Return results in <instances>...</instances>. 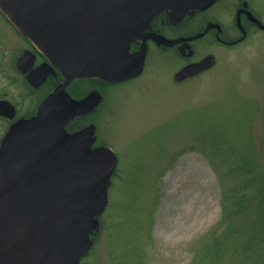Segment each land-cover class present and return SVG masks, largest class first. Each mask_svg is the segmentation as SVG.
<instances>
[{
    "label": "rangeland",
    "instance_id": "rangeland-1",
    "mask_svg": "<svg viewBox=\"0 0 264 264\" xmlns=\"http://www.w3.org/2000/svg\"><path fill=\"white\" fill-rule=\"evenodd\" d=\"M24 38L0 10V96L23 110L41 96L16 66ZM221 49L202 80L172 84L176 59L154 57L158 84L109 88L96 121L119 162L81 264H264V31Z\"/></svg>",
    "mask_w": 264,
    "mask_h": 264
},
{
    "label": "water",
    "instance_id": "water-1",
    "mask_svg": "<svg viewBox=\"0 0 264 264\" xmlns=\"http://www.w3.org/2000/svg\"><path fill=\"white\" fill-rule=\"evenodd\" d=\"M215 1L0 0L2 11L66 78L35 115L17 119L1 141L0 264H80L100 228L118 157L111 147L94 145V123L67 129L98 100L75 99L66 83L86 76L118 81L140 73L143 65L129 46L157 14L167 11L178 22L189 10ZM33 56L25 50L16 65L37 87L52 65L29 71ZM0 113L14 118L16 107L0 99Z\"/></svg>",
    "mask_w": 264,
    "mask_h": 264
},
{
    "label": "flooded vegetation",
    "instance_id": "flooded-vegetation-1",
    "mask_svg": "<svg viewBox=\"0 0 264 264\" xmlns=\"http://www.w3.org/2000/svg\"><path fill=\"white\" fill-rule=\"evenodd\" d=\"M219 7H222V12L216 10ZM257 20L264 23V15L256 9L252 0H216L205 9L189 10L178 22L170 21L167 11L160 12L150 21L143 33L132 40L129 46V53L136 59L137 62H135L143 65L140 73L118 81L101 76H86L73 78L66 83L65 90L75 99L91 97L92 100L94 98L98 100L94 107L89 105L86 112L76 115L67 125V129L74 131L87 124L95 123L97 135L95 144L106 145L99 139L96 115L99 114L102 104L107 101L110 87L130 83L146 72L151 73L147 80L158 84L159 75L166 68L160 65L152 68L154 57L176 59L169 71L172 84L202 80L204 76L219 66L222 47L236 46L249 38L253 32L264 31V27ZM24 40L27 46L23 51L31 50L34 54V61L29 71L39 66L47 68L48 63L52 65V68L49 67V73L37 87L27 80V73L18 70L24 76L30 91L34 94L40 91L41 96L35 97V100L28 104L25 110L21 108L18 101L9 99L16 106V116L10 118L0 115L1 118L10 120L9 127L20 117H31L36 114L44 99L66 80L62 71L45 52L29 38L25 37ZM0 98L6 97L0 96Z\"/></svg>",
    "mask_w": 264,
    "mask_h": 264
},
{
    "label": "bare ground",
    "instance_id": "bare-ground-1",
    "mask_svg": "<svg viewBox=\"0 0 264 264\" xmlns=\"http://www.w3.org/2000/svg\"><path fill=\"white\" fill-rule=\"evenodd\" d=\"M191 232L192 229L191 228H188V227H180L177 232L178 234H180L181 237H183L184 235L188 234V232Z\"/></svg>",
    "mask_w": 264,
    "mask_h": 264
}]
</instances>
